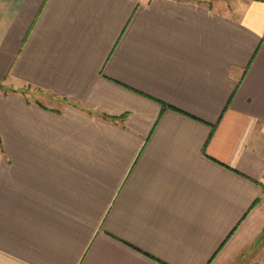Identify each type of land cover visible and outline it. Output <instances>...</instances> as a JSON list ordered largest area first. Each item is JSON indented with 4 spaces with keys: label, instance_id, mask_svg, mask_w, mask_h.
Masks as SVG:
<instances>
[{
    "label": "crops",
    "instance_id": "1",
    "mask_svg": "<svg viewBox=\"0 0 264 264\" xmlns=\"http://www.w3.org/2000/svg\"><path fill=\"white\" fill-rule=\"evenodd\" d=\"M0 264H264V0H0Z\"/></svg>",
    "mask_w": 264,
    "mask_h": 264
},
{
    "label": "trees",
    "instance_id": "2",
    "mask_svg": "<svg viewBox=\"0 0 264 264\" xmlns=\"http://www.w3.org/2000/svg\"><path fill=\"white\" fill-rule=\"evenodd\" d=\"M0 88H1V84H0Z\"/></svg>",
    "mask_w": 264,
    "mask_h": 264
}]
</instances>
